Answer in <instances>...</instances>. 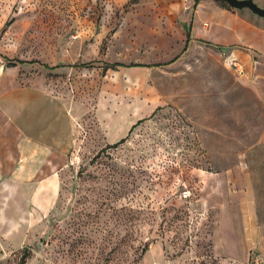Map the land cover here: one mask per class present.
<instances>
[{
  "label": "rangeland",
  "instance_id": "1",
  "mask_svg": "<svg viewBox=\"0 0 264 264\" xmlns=\"http://www.w3.org/2000/svg\"><path fill=\"white\" fill-rule=\"evenodd\" d=\"M195 7L196 0H0V89L35 86L76 115L70 163L59 186L41 183L33 229H25L26 197L9 192L1 206L3 226L17 222L24 231H0V264H22L23 255L25 264H247L228 216L217 225L218 206L229 200L213 198L206 177L207 129L199 135L180 117L186 106L200 116L204 104L220 119L229 109L226 96L215 104L207 97L210 45L197 43L189 55V94L181 83L179 30L191 32ZM203 16L196 30L210 21ZM114 62L134 66L108 68ZM187 95L194 96L181 104ZM197 95L207 99L196 104ZM136 119L143 122L130 132ZM122 135L123 144L97 156Z\"/></svg>",
  "mask_w": 264,
  "mask_h": 264
},
{
  "label": "crops",
  "instance_id": "2",
  "mask_svg": "<svg viewBox=\"0 0 264 264\" xmlns=\"http://www.w3.org/2000/svg\"><path fill=\"white\" fill-rule=\"evenodd\" d=\"M247 10L228 8L217 0H200L190 21V38L188 33L179 30L184 44L179 58L186 53L183 59L180 58L186 65L181 69L180 78L182 85L185 80L189 94L192 76L189 55L197 43L210 45L213 90L211 97H207L215 104L221 96H226L227 120L214 113L212 116L207 114L203 103L200 116L188 114L186 106L185 112L182 111L188 117L184 113V117H180L186 128L195 129L199 135H204V128L207 129L212 171L206 177L212 179L213 198L229 200L223 207L218 206L221 208L216 214L217 225L224 214L228 216L229 230L235 232L241 254L249 261L254 253L264 255V18ZM204 14L210 21L203 20L202 30H196V24L201 22ZM170 19L169 27L173 28L174 20ZM187 23L184 19L181 25ZM196 78L199 81L198 72ZM202 79L206 85L204 74ZM5 85L0 79V87L5 88ZM193 96L182 98L181 104ZM207 97L197 95L195 103L204 102ZM241 108L245 111L241 112ZM138 120L131 122L127 129ZM117 126L116 122L115 130ZM75 130L76 115L69 113L55 96L29 85L0 89V210L9 192H16L20 198L26 197V230L34 227H29V215L33 211L38 213L41 183L56 182L59 186L60 168L70 163ZM58 191L59 188L57 194ZM34 201L36 206L31 207ZM4 224L5 220L0 216V231L4 238L12 231L23 230L17 222L12 227Z\"/></svg>",
  "mask_w": 264,
  "mask_h": 264
},
{
  "label": "trees",
  "instance_id": "3",
  "mask_svg": "<svg viewBox=\"0 0 264 264\" xmlns=\"http://www.w3.org/2000/svg\"><path fill=\"white\" fill-rule=\"evenodd\" d=\"M200 2V0H196V5L198 4ZM223 6H226V7H228V8H230V6L227 4V3H225L224 1H223V4H222ZM188 38H190V33H188ZM6 59H8V61H9V63H10V65H15V63H17V62H21V63H26L27 61H25V60H18V59H11V58H8V57H6ZM31 62V61H30ZM45 65V67H47V68H54V67H58V65L57 66H52V67H50L48 64H44ZM108 65V68H116V67H119V66H134V64H130V65H126V64H124V63H121V62H114V63H108L107 64ZM143 122V119H139L136 123H134L133 125H132V127L130 128V132L137 126V125H139L140 123H142ZM126 139H127V137H123V138H120V140H118L117 142H115V143H113V144H108V145H106L104 148H102L100 151H99V153L97 154V156L101 153V152H104L106 149H109V148H116V147H118L119 145H121V144H123L125 141H126ZM28 258V256L26 255H23L22 256V264H25L26 263V259Z\"/></svg>",
  "mask_w": 264,
  "mask_h": 264
},
{
  "label": "water",
  "instance_id": "4",
  "mask_svg": "<svg viewBox=\"0 0 264 264\" xmlns=\"http://www.w3.org/2000/svg\"><path fill=\"white\" fill-rule=\"evenodd\" d=\"M235 10L248 9L253 14L264 18V7L259 5L255 0H222Z\"/></svg>",
  "mask_w": 264,
  "mask_h": 264
},
{
  "label": "built area",
  "instance_id": "5",
  "mask_svg": "<svg viewBox=\"0 0 264 264\" xmlns=\"http://www.w3.org/2000/svg\"><path fill=\"white\" fill-rule=\"evenodd\" d=\"M182 197L185 199L190 198L191 191L188 188L184 189L182 191ZM247 264H264V255L261 253H254L253 256H251L250 260L247 262Z\"/></svg>",
  "mask_w": 264,
  "mask_h": 264
}]
</instances>
